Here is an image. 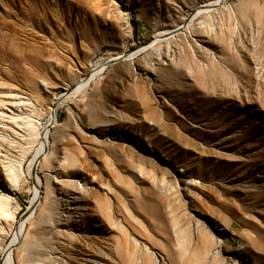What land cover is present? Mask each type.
I'll return each instance as SVG.
<instances>
[{
    "label": "rangeland",
    "instance_id": "1",
    "mask_svg": "<svg viewBox=\"0 0 264 264\" xmlns=\"http://www.w3.org/2000/svg\"><path fill=\"white\" fill-rule=\"evenodd\" d=\"M214 1L0 0V264L35 193L22 110L43 129L97 64L53 107L14 264H264V0L140 48Z\"/></svg>",
    "mask_w": 264,
    "mask_h": 264
},
{
    "label": "bare ground",
    "instance_id": "2",
    "mask_svg": "<svg viewBox=\"0 0 264 264\" xmlns=\"http://www.w3.org/2000/svg\"><path fill=\"white\" fill-rule=\"evenodd\" d=\"M220 1L222 0H216L214 2L207 3L205 5H201L197 7L194 11H192L191 13H188V16L185 17V21H184L185 23L178 25L177 26L178 28L173 27V28L162 29L158 31L157 34L154 36V39H152L150 42H148L147 44L143 45L140 48L153 47L155 45L154 43L161 41L165 37H170L177 30L182 29L183 27H186V25L191 24V21H193L199 14L209 11L208 7L212 5L220 4L221 3ZM156 51L159 55L161 54L160 47L156 48ZM137 52H139V49L133 50L129 53H125L124 55H120L119 57H116L114 59H123V60L130 59L131 57H134L137 54ZM104 68H105V64H97L91 69L87 77L81 79L77 83L67 84L66 86L62 87L58 95L54 93L55 95L53 97L51 104L49 105V111H48L49 115L51 116V120L49 123L45 124L43 129L38 128L34 122H31L33 121V119H31V117L28 116L29 114H28L27 108H24V110H22L21 120L26 121V118L27 119L30 118L29 119L30 122H28V126L31 127L32 131L34 132V135L39 140H42V142L37 147L35 154L33 156V159L31 160L29 169H28V173L32 174L36 178L34 197L32 199V202H31V205L28 211L24 214L23 218L21 219L20 226H19L18 231L15 234V237L11 240V242L8 244V246L5 249V252H4L5 260L3 264H14L15 262L14 261V247L20 241V238L22 236L23 230L27 222L35 213L34 208L41 196V189H43V182L38 175L37 164L39 163V160H41L43 156L47 155L49 151V134H50L49 125H52L57 121L55 112L52 113L54 105H61L64 103V101H66V98L71 97L70 95L75 94V93H80L83 90H85L91 84V82L95 80L103 72ZM26 104H32V102L29 101ZM1 160L2 162H6V159L3 157ZM10 174L12 175V173ZM72 181L73 182L77 181V179L73 177ZM1 211L4 213L8 212L7 209L4 208L2 203H0V213Z\"/></svg>",
    "mask_w": 264,
    "mask_h": 264
},
{
    "label": "water",
    "instance_id": "3",
    "mask_svg": "<svg viewBox=\"0 0 264 264\" xmlns=\"http://www.w3.org/2000/svg\"><path fill=\"white\" fill-rule=\"evenodd\" d=\"M183 28H184V27H183ZM179 30H180V29H179ZM179 30H177V31H179ZM177 31H176V32H177ZM176 32H175V33H176Z\"/></svg>",
    "mask_w": 264,
    "mask_h": 264
}]
</instances>
